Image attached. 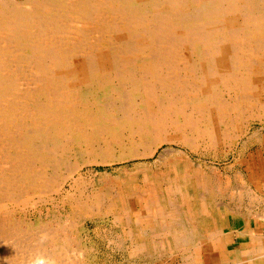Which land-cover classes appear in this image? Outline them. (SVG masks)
I'll return each mask as SVG.
<instances>
[{
	"label": "rangeland",
	"instance_id": "obj_1",
	"mask_svg": "<svg viewBox=\"0 0 264 264\" xmlns=\"http://www.w3.org/2000/svg\"><path fill=\"white\" fill-rule=\"evenodd\" d=\"M128 1L133 8L149 15L164 12L170 22L179 24L170 13L172 9L166 0L154 3ZM185 1L188 3L180 9L193 13V0ZM233 1L245 5L257 16L251 21L238 16L233 23L242 27V33L251 37L253 45L256 39L264 43V0H257L260 3L250 0L254 6H248L249 0ZM50 2L57 3V10L48 9L51 13L47 16L51 15L48 18L53 21L45 33L48 37L40 36L42 31L37 23L21 28L17 31L19 37L11 41L7 36L11 33L0 28V107H8V110H0V174L5 173L8 179L14 180L23 172L7 171V166L14 161L22 162V165L27 161L32 165L26 172L28 175L34 176L35 170L42 169L49 181L45 188L41 185L29 187L30 194L24 201L7 199L3 208L14 213H11L13 219L23 222L32 236L47 234L45 240L48 239V243L43 250L60 251L58 256L63 264H232L236 259L223 260L229 259L222 253L228 237L227 234L218 235L223 232L218 227L225 226V232L229 225L239 226L240 223L250 222L264 227V89L243 98L239 89L231 86L237 84L235 79L221 80L215 90L216 98L228 105L223 116L212 114L206 108L210 100L199 85L203 72L196 73L191 64L197 61L199 65L196 67H205L210 56L207 51L213 54L216 43L202 45V50H199L201 45L182 49V59H178L175 66L181 76H174L187 78L190 82H178L175 78H167V73H163L164 76L159 74L148 51L127 49L124 42L130 40L134 28L119 12L109 7L107 18L113 25L105 26L85 22L84 8L80 4L70 1L74 10L68 1ZM224 5L228 7L229 4L225 2ZM205 21L206 27L214 28L218 36H227L229 27L223 15ZM54 36L61 53L60 59L46 58L49 70L55 73L49 76L40 69L41 66L35 65V61L46 57L42 44L46 40L51 43ZM33 37L38 47L30 46ZM37 39H41V44ZM260 49L264 48L252 51L251 57L264 72V52ZM161 68L171 69L167 63ZM119 70H124L126 76H118ZM159 85H167L169 90L157 89L155 94L147 89V86L155 89ZM176 87L180 96L171 91ZM56 89L62 91L64 100L56 99ZM159 97L167 103L168 116L163 123L140 125L129 119L127 101L134 105V112L156 113ZM190 117L198 119L199 125L190 124ZM182 135L188 142L180 140ZM166 136L172 139L166 140ZM214 173H219L218 177ZM218 185L222 187L220 190ZM249 195L251 197L247 199ZM73 236L76 238H71ZM18 239L22 240V236ZM72 249L71 254L69 250ZM20 252L19 248L12 260L24 264L25 257ZM239 264L247 262L240 261Z\"/></svg>",
	"mask_w": 264,
	"mask_h": 264
},
{
	"label": "bare ground",
	"instance_id": "obj_2",
	"mask_svg": "<svg viewBox=\"0 0 264 264\" xmlns=\"http://www.w3.org/2000/svg\"><path fill=\"white\" fill-rule=\"evenodd\" d=\"M50 1H57V0H0V28L4 31H7L11 34L7 35L8 38L11 40H16L19 36L18 32L21 28L31 24V23H37V26H39V30L42 31L40 33L41 37H48V34H45L52 24L53 21L51 19L49 20L48 14L51 13L48 9L51 8L52 10H57L56 4H54ZM68 3L72 6L74 9L73 3L70 1L82 5L84 8V19L87 23H95V24H102L105 26H112L113 22L107 18V12L109 11V7L116 12H119L123 15L125 20L132 26L134 29V33L131 36L130 40L127 39V41L124 42L127 46V49L134 50V49H141L145 52L148 51V53L151 55V59L153 60L154 64L158 68L159 74L164 76L166 73L167 78H175L180 81H185L189 83L190 81L187 78L179 79L178 77L181 76L177 71L175 70L176 62L178 59H182V49H192L196 48L197 45H201V48L199 50H202V45L206 46L209 43H216L215 50H213V54H211V51L207 53L210 54L209 58H207V63L204 67H196L198 66V62H192L191 68L195 70L197 73L198 71L203 72L200 74L202 77V80H200V88L202 90V93L210 100L208 103L207 111L213 114V112L217 113L220 116H223L226 112V107L228 104H225V102L220 103L216 98L215 90L219 85V82L221 80L228 82L230 79H235L237 81V84H232L231 86L235 89H239V93L243 98L250 97L253 94H256L258 91H261L264 89V72L261 67L257 66L255 61L251 57V52L256 51L259 48H264V43L256 39L255 45H253V42L251 40V37L249 35H246L242 33L241 26L235 25L234 19L238 16H243L246 18H249L250 21L252 20V17H257L255 14H252V11H250L245 5L243 4H235L233 0H198L195 2L194 0L191 1L193 5L195 6L193 13H187L180 9V7L185 6L186 3H188L185 0H166L172 11L170 12L173 14L178 20L179 24H174L168 20V17L166 14L158 12L152 15L146 14L145 12H141L138 9H135L131 6L130 2L127 0H59L60 3ZM111 2V5L109 2ZM157 0H146L145 2L148 3H154ZM227 2L229 5L228 7H224V3ZM258 2L257 0H254V3ZM117 3L118 5H114ZM260 3V2H258ZM54 5V7H52ZM264 5V4H263ZM137 6V5H136ZM248 6H254L249 0ZM64 7V6H63ZM62 7V8H63ZM147 7V6H146ZM255 7H257L255 5ZM260 7V5H259ZM194 8V7H193ZM72 9V10H73ZM140 9V8H139ZM70 10V11H72ZM75 10V9H74ZM64 11V10H63ZM163 11V10H162ZM177 13V15L175 14ZM190 12V11H189ZM254 12V11H253ZM57 14V13H56ZM58 15V14H57ZM82 15V16H83ZM223 15L225 19L227 20L229 31L227 32L226 37L218 36L216 33V30L214 28H211V26L206 27V19L208 21L212 20L214 16ZM61 17V16H59ZM65 18V17H64ZM69 18V17H67ZM217 18V17H216ZM261 18V17H260ZM66 19V18H65ZM247 19V20H249ZM215 20V19H214ZM221 20V19H220ZM245 20V19H244ZM218 21V20H217ZM255 21V20H253ZM252 21V23H253ZM56 22V21H55ZM121 22V21H120ZM225 22V21H224ZM243 22V21H242ZM61 23V22H60ZM247 23V22H246ZM62 24V23H61ZM72 25V24H71ZM69 25V27L71 26ZM183 25V26H182ZM52 26V25H51ZM219 26V25H217ZM247 26V25H246ZM59 27V26H58ZM72 27V26H71ZM74 27V26H73ZM221 27V26H220ZM216 28V27H215ZM33 29V28H32ZM25 30V29H24ZM22 30V31H24ZM54 30V29H53ZM52 31V30H51ZM35 32V31H34ZM89 33V32H87ZM246 33V32H245ZM69 34V33H68ZM32 35V33H31ZM47 35V36H46ZM73 35V33H72ZM85 35V34H84ZM89 35V34H88ZM36 36V35H35ZM57 36V35H56ZM56 36H54V40L51 43H48L47 40L45 44H42L44 46L43 50L46 55L43 59L36 60V66L40 67L45 73H47L49 76H54L55 73L49 70L46 58H55L60 59V46L57 45V39ZM87 36V35H86ZM218 36L216 39L214 37ZM51 37V36H50ZM62 37V36H61ZM69 37V36H68ZM30 38V37H29ZM36 38V37H35ZM214 38V39H213ZM34 37L31 39L30 46L31 47H38L37 43H34L33 41ZM7 40V39H6ZM41 39H37V42L41 44ZM44 40V39H43ZM59 40V39H58ZM65 40V39H64ZM215 40V41H214ZM78 42V41H77ZM82 42V41H81ZM8 43V41H7ZM10 43V42H9ZM48 43V44H47ZM223 44V45H222ZM81 45V44H80ZM67 46V45H66ZM65 46V47H66ZM71 46V45H70ZM84 46V45H83ZM7 47V46H6ZM10 48V47H9ZM14 48V47H13ZM209 48V47H208ZM36 51V50H35ZM65 51V50H64ZM63 51V52H64ZM260 52H264V49H260ZM1 53V51H0ZM77 53V51H76ZM228 53V54H227ZM2 54V53H1ZM71 55V54H70ZM83 55V54H82ZM36 56V54H35ZM222 56V57H221ZM264 56V55H263ZM29 60V59H28ZM63 60V59H62ZM50 61V60H49ZM200 61V60H199ZM31 62V60H30ZM61 62V60H60ZM150 63V62H149ZM164 63H167L168 66H170L171 69L165 70L164 68H161ZM28 64V63H27ZM61 64V63H60ZM153 64V65H154ZM66 65V64H65ZM263 65V64H262ZM264 66V65H263ZM152 67V66H151ZM167 68V67H166ZM74 69V68H73ZM122 69V68H121ZM164 69V70H163ZM29 71V70H28ZM70 73L71 70L69 69ZM108 73V72H107ZM165 73V74H163ZM21 74V73H20ZM81 74V73H80ZM72 75V73H71ZM117 75L120 77L126 76L124 73V70H119L117 72ZM178 76L177 78L175 76ZM113 76V75H112ZM111 76V77H112ZM23 78V77H22ZM68 78V77H67ZM95 78V77H94ZM127 78V77H126ZM89 79V78H88ZM112 79V78H111ZM135 79V76H134ZM3 81V80H2ZM45 81V80H44ZM138 82V81H137ZM39 83V82H38ZM37 83V84H38ZM111 85V84H109ZM115 85V84H114ZM195 85V83H194ZM66 86V84H65ZM73 86V85H72ZM119 87V86H118ZM105 88V87H104ZM95 89H97L95 87ZM150 92L157 94L158 91L161 90L167 91L168 86L167 85H159V88H153V86L148 87ZM178 87L171 89L172 92H176L177 96H180V93L178 91ZM11 90V88H10ZM169 90V89H168ZM232 90V89H230ZM218 91V90H217ZM21 92V91H20ZM109 92V91H108ZM160 92V95L161 93ZM1 93V91H0ZM174 95V94H173ZM187 95V94H186ZM176 96V97H177ZM55 97L57 100H64L63 93L60 89L55 90ZM193 97V96H192ZM179 99V98H178ZM230 100V99H229ZM251 101V100H250ZM158 112L156 113H150L149 111H141V112H134V105L130 102L127 103L126 109H128V117L130 120H133L135 122H139V124H147V123H156L157 125L164 122V118L168 116V110L167 109V103H165V100L161 99V97L158 98ZM243 103V102H242ZM124 105V104H123ZM143 105V104H142ZM45 106V105H44ZM125 106V105H124ZM43 107V106H42ZM8 110V107L1 106L0 110ZM84 110V109H83ZM123 110V109H122ZM121 111V110H120ZM134 113H130V112ZM263 111V110H262ZM7 112V111H6ZM18 113V112H17ZM20 113V112H19ZM45 113V112H44ZM264 113V112H263ZM39 114V113H38ZM211 114V115H212ZM2 115V114H1ZM11 115V114H10ZM17 115V114H16ZM44 115V114H43ZM87 115V113H86ZM191 113L188 114L190 116ZM27 116V115H26ZM23 117V116H22ZM43 117V116H42ZM194 117V116H193ZM253 117V116H252ZM11 118V117H10ZM15 118V117H14ZM71 118V117H70ZM12 119V118H11ZM38 119V118H37ZM191 123L194 126L199 125V120L191 118ZM249 119V118H248ZM75 121V120H74ZM214 121V120H213ZM18 122V121H17ZM60 122V121H59ZM132 122V121H131ZM186 122V121H185ZM13 123V122H12ZM15 123V122H14ZM187 123V122H186ZM247 124V123H246ZM193 125H191L193 127ZM76 126V125H75ZM189 128V127H188ZM9 129V128H8ZM16 129V128H15ZM58 129V126H57ZM76 129V128H75ZM216 129V128H215ZM13 130V129H12ZM28 130V128H27ZM35 131V130H34ZM76 131V130H75ZM86 132V131H85ZM246 132V131H245ZM30 133V132H29ZM181 133V132H180ZM235 133V132H234ZM15 135V134H14ZM131 135V134H129ZM128 135V136H129ZM173 135V134H171ZM258 135V134H257ZM132 136V135H131ZM183 136V135H182ZM10 137V136H9ZM167 137V136H166ZM191 137V136H190ZM30 138V137H29ZM73 138V137H72ZM217 138V137H216ZM150 139V138H149ZM152 139V138H151ZM171 140L172 137L169 136L166 138V140ZM181 141H186L185 136H183ZM221 140V139H220ZM22 141V140H21ZM33 141V140H32ZM153 141V140H151ZM216 141V140H215ZM20 142V141H19ZM35 142V141H34ZM214 142V140H213ZM150 143V142H149ZM155 143V142H154ZM69 144V143H68ZM15 145V144H14ZM23 145V144H22ZM20 145V146H22ZM35 145V144H32ZM47 145V144H46ZM71 145V144H70ZM153 145V144H152ZM16 146V145H15ZM41 146V145H40ZM56 147V146H55ZM67 147V146H66ZM153 147V146H152ZM151 147V149H152ZM68 148V147H67ZM188 149V148H187ZM170 150V149H169ZM225 150V149H224ZM228 150V149H227ZM149 151V150H147ZM165 151L168 150L166 149ZM178 152V151H177ZM238 152V151H237ZM150 153V152H149ZM148 153V154H149ZM164 153V152H163ZM162 153V154H163ZM173 153V152H171ZM230 153V152H229ZM24 154V153H23ZM21 154V155H23ZM29 154V153H28ZM37 154V153H36ZM40 154V153H39ZM226 154V153H225ZM44 156V154H42ZM168 155V154H167ZM228 155V154H227ZM230 155V154H229ZM1 156V155H0ZM75 156V155H74ZM147 156V155H146ZM169 156V155H168ZM105 157V156H104ZM164 157V156H162ZM170 157H173L172 154ZM3 158V157H2ZM133 158V157H132ZM158 158V157H157ZM234 158V157H233ZM54 159V158H53ZM64 159V158H63ZM98 159V158H97ZM135 159V158H134ZM166 159V158H164ZM32 160V159H31ZM55 160V159H54ZM65 160V159H64ZM102 160V159H101ZM111 160V159H110ZM128 160V159H127ZM130 160V159H129ZM160 160V159H159ZM162 160V159H161ZM4 161V160H3ZM115 161V160H114ZM9 162V161H8ZM10 163L9 166H7V171H20L23 172L20 176H16V178L8 179L4 173L0 174V264H17L15 261L12 260L14 256L17 254V250L20 248L21 252L23 253V257H25L24 264H63V261L59 259V253L60 251L53 250L52 252H47L43 250L44 246L47 247L46 243H48V239H46L47 234L43 235V237H36L35 235L29 234L28 227L25 226V224L21 221H17L13 219L12 212L10 210L4 209L3 206H5V201L7 199H11L13 201L17 200H26V197L28 194H30L29 187L33 188L35 185L41 187H47L49 184V181L46 177H44L43 170L37 169L34 171L35 175L31 176L28 175L26 172L29 169V166H32L29 164V162L24 161L23 165L22 162L19 163ZM145 162V161H144ZM155 162V161H154ZM159 162V161H158ZM176 162V161H175ZM101 163V162H100ZM110 163V162H109ZM111 164V163H110ZM144 165V164H143ZM188 165V164H187ZM207 165V164H206ZM211 166V165H210ZM24 167V168H23ZM82 167V166H81ZM189 168V167H188ZM213 168V167H212ZM234 168V167H233ZM244 168V167H243ZM58 169V168H57ZM31 170V167L30 169ZM73 170V169H72ZM75 170V169H74ZM217 169H215L216 171ZM237 170V169H235ZM245 170V169H244ZM247 170V169H246ZM58 171V170H57ZM212 171V170H211ZM192 172V171H191ZM217 172V171H216ZM237 172V171H236ZM235 172V173H236ZM2 173V171H1ZM211 173V172H210ZM240 173V172H239ZM59 174V173H58ZM57 174V176H58ZM213 174V173H212ZM216 174V173H214ZM223 174V173H222ZM241 174V173H240ZM219 173L216 174L218 177ZM76 176V175H75ZM213 176V175H212ZM226 176V175H225ZM224 176V177H225ZM228 176V175H227ZM235 176V175H234ZM77 177V176H76ZM80 177V175L78 176ZM230 177V176H229ZM244 177V176H243ZM215 177H213L214 179ZM220 178V177H219ZM217 178V179H219ZM223 178V177H222ZM238 178V177H237ZM246 178V177H245ZM212 179V180H213ZM243 179V178H242ZM260 179V178H259ZM54 180V179H52ZM85 180V179H84ZM83 180V181H84ZM87 180V179H86ZM85 180V181H86ZM209 180V179H208ZM229 180V179H228ZM231 180V178H230ZM238 180V179H237ZM241 180V179H239ZM249 180V179H248ZM89 181V180H88ZM97 181V180H96ZM181 181V180H180ZM223 181V179L221 180ZM220 181V182H221ZM246 181V180H245ZM74 182V181H73ZM79 183V181H77ZM76 182V184H77ZM87 182V181H86ZM186 182V181H185ZM191 182V181H190ZM75 183V182H74ZM81 183V182H80ZM79 183V184H80ZM183 183V182H181ZM193 183V182H192ZM212 183V181H211ZM217 183V182H216ZM219 183V182H218ZM249 183V182H248ZM52 184V183H51ZM50 184V185H51ZM84 184V183H83ZM224 184V183H222ZM232 184V183H231ZM73 185V184H72ZM93 185V184H92ZM185 185V184H184ZM211 185V184H210ZM217 185V184H216ZM220 185V184H219ZM218 185V186H219ZM228 185V184H227ZM247 185V184H246ZM251 185V184H250ZM86 186V185H84ZM157 186V185H155ZM160 186V185H159ZM186 186V185H185ZM184 186V188H185ZM215 186V185H213ZM222 186V185H220ZM218 190H220V187ZM234 186V183L233 185ZM237 186V185H236ZM235 186V187H236ZM241 186V185H239ZM54 187V186H53ZM92 187V186H91ZM95 187V186H94ZM201 187V186H200ZM242 187V186H241ZM246 187V186H245ZM242 187V188H245ZM75 188V186H74ZM79 188V186H78ZM83 188V187H82ZM86 188V187H85ZM84 188V190H85ZM205 188V187H204ZM225 188V187H224ZM227 188V187H226ZM239 188V187H238ZM251 188V187H250ZM110 189V188H109ZM112 189V188H111ZM116 189V188H115ZM114 189V190H115ZM121 189V188H120ZM187 189V188H186ZM207 189V188H206ZM211 189V188H210ZM185 190V189H183ZM214 190V188H213ZM223 190V189H222ZM227 190V189H226ZM225 190V191H226ZM239 190V189H238ZM243 190V189H242ZM246 190V189H245ZM156 191V190H155ZM165 191V190H164ZM187 191V190H186ZM192 191V190H191ZM240 191V190H239ZM256 191V190H255ZM262 191V190H261ZM43 192V190H42ZM74 192V191H73ZM119 192V191H118ZM188 192V191H187ZM216 192V191H215ZM213 192V193H215ZM235 192V191H234ZM115 193V192H114ZM183 193V192H182ZM262 193V192H260ZM264 193V192H263ZM262 193V194H263ZM70 194V193H69ZM72 194V193H71ZM76 193L74 192V195ZM83 194V193H82ZM85 194V193H84ZM187 194V193H186ZM195 194V193H194ZM217 194V193H216ZM225 194V193H224ZM234 194V193H232ZM246 194V192H245ZM250 193H247L248 195ZM73 195V196H74ZM79 195V194H78ZM91 194H89L90 196ZM197 195V194H196ZM219 195V194H218ZM217 195V196H218ZM228 195V194H226ZM258 196V194H256ZM260 195V194H259ZM81 196V193H80ZM209 196V195H207ZM223 196V194H222ZM230 196V195H228ZM227 196V197H228ZM98 197V196H97ZM113 197V196H112ZM213 197V196H212ZM238 197V196H237ZM251 196L249 195L248 198ZM67 198V197H66ZM78 198V197H77ZM91 198V197H90ZM110 198V197H109ZM189 198V197H188ZM236 198V197H235ZM245 198V197H244ZM261 198V196H260ZM258 198V199H260ZM180 199V198H179ZM195 199V198H192ZM191 199V200H192ZM207 199V198H206ZM211 199V198H210ZM224 199V198H223ZM234 199V198H233ZM242 199V198H241ZM263 199V198H262ZM34 200V199H33ZM69 200V199H68ZM78 200V199H77ZM92 199L91 201H93ZM172 200V199H171ZM181 200V199H180ZM183 200V199H182ZM181 200V201H182ZM216 200V199H215ZM225 200V199H224ZM236 200V199H235ZM70 201V200H69ZM76 200H73V202ZM82 201V200H81ZM86 201V199H85ZM90 201V200H89ZM106 201V200H105ZM104 201V203H105ZM109 201V200H108ZM175 201V199H174ZM184 201V200H183ZM231 201V200H230ZM239 202V200H237ZM244 201V200H243ZM250 201V200H249ZM10 202V201H9ZM32 202V201H30ZM36 202V201H35ZM33 202V204H35ZM45 202V201H44ZM72 202V201H71ZM72 202V203H73ZM167 202V201H166ZM176 202V201H175ZM215 202V201H214ZM242 202V201H241ZM240 202V203H241ZM245 202V201H244ZM56 203V202H55ZM112 203V202H111ZM155 203V202H154ZM160 203V202H159ZM191 203V202H190ZM222 203V202H221ZM228 203V202H226ZM251 203V202H250ZM253 203V202H252ZM20 204V203H19ZM93 204V203H88ZM109 204V203H108ZM122 204V202H121ZM180 204V203H179ZM223 204V203H222ZM232 204V203H231ZM237 204V203H236ZM244 204V203H243ZM246 204V203H245ZM262 204V203H261ZM260 204V205H261ZM25 205V204H24ZM23 205V206H24ZM76 205V204H75ZM94 205H96L94 203ZM155 205V204H154ZM162 205V204H161ZM193 207V204H191ZM195 205V204H194ZM235 205V204H233ZM241 205V204H240ZM79 206V205H78ZM84 206V205H83ZM97 206V205H96ZM152 206V205H150ZM149 206V207H150ZM158 206V205H157ZM156 206V208H157ZM160 206V205H159ZM177 206V205H176ZM183 206V205H181ZM222 206V205H221ZM244 206V205H243ZM93 207V206H91ZM117 207V206H116ZM164 207V205H163ZM166 207V206H165ZM185 207V206H184ZM220 207V206H219ZM231 207V206H230ZM235 207V206H234ZM253 207V206H252ZM251 207V208H252ZM260 207V206H259ZM75 208H77L75 206ZM88 208V207H87ZM109 208V207H108ZM130 208V207H129ZM186 208V207H185ZM216 208V207H215ZM222 208V207H221ZM242 208V206L240 207ZM239 208V209H240ZM247 209L248 207L245 206ZM257 208V207H256ZM255 208V209H256ZM261 208V207H260ZM110 209V208H109ZM113 209V208H111ZM179 209V208H178ZM194 209V208H193ZM233 209V207H232ZM238 209V208H237ZM79 210V207H78ZM98 210V209H97ZM236 210V209H235ZM258 210V209H257ZM87 212V209H85ZM91 211V210H90ZM106 211V210H105ZM123 211V210H122ZM153 211V210H152ZM158 211V210H156ZM176 211V210H175ZM199 211V210H197ZM215 211V210H214ZM253 211V210H252ZM14 212V211H13ZM94 212V211H92ZM161 212V210H160ZM178 212V211H177ZM247 212V210H246ZM251 212V211H250ZM256 212V211H255ZM12 213V214H11ZM73 213V212H72ZM91 213V212H90ZM100 214V212H98ZM104 213V210H103ZM109 213V212H107ZM113 213V212H112ZM115 213V212H114ZM117 213V212H116ZM125 213V212H124ZM168 213V212H167ZM258 213V212H257ZM260 213V212H259ZM262 213V209H261ZM83 214V213H82ZM161 214V213H160ZM213 215V213L211 212ZM245 214V213H244ZM253 214V213H252ZM263 214V213H262ZM261 214V215H262ZM74 215V214H73ZM89 215V214H88ZM116 215V214H115ZM114 215V216H115ZM119 215V214H118ZM151 215V214H150ZM158 215V214H157ZM163 215V214H162ZM171 215V214H169ZM247 215V214H246ZM259 215V214H258ZM16 216V215H15ZM14 216V217H15ZM103 216V215H102ZM113 216V217H114ZM153 216V215H152ZM156 216V215H155ZM166 216V215H165ZM206 216V215H205ZM71 217V216H70ZM157 217V216H156ZM180 217V216H179ZM182 217V216H181ZM203 217V215H201ZM217 217V216H216ZM258 217V216H257ZM25 218V217H24ZM23 218V220H24ZM119 218V216H117ZM172 218V217H171ZM204 218V217H203ZM211 218V217H210ZM239 218V217H238ZM20 219V218H19ZM126 219V218H125ZM131 220V218H129ZM156 219V218H155ZM158 219V218H157ZM189 219V218H188ZM198 219V218H197ZM214 219V218H212ZM80 220V219H79ZM119 220V219H118ZM211 220V219H210ZM218 220V219H217ZM259 220V219H258ZM81 221V220H80ZM127 221V220H126ZM63 222V221H62ZM65 222V221H64ZM69 222H72L71 220ZM103 222V221H102ZM164 222V221H163ZM199 222V220H198ZM210 222V221H209ZM168 223V221H167ZM207 223V222H206ZM211 223V222H210ZM146 224V223H145ZM194 224V223H193ZM200 224V223H199ZM201 224H204L202 222ZM46 225V224H45ZM64 225V224H62ZM61 225V226H62ZM72 225V224H71ZM74 225V224H73ZM77 225V222H76ZM187 225V224H186ZM237 225V224H236ZM66 226V223H65ZM195 226V225H194ZM205 226V225H204ZM262 226V225H261ZM67 227V226H66ZM65 227V228H66ZM74 227V226H73ZM193 227V226H191ZM241 227V226H240ZM252 227V226H251ZM255 227V226H254ZM35 228V227H34ZM40 228V226H39ZM76 228V227H74ZM181 228V227H180ZM119 229V228H118ZM256 229V228H255ZM34 230H37L36 228ZM42 228L40 229V231ZM61 230V229H60ZM71 230V229H70ZM155 230V229H154ZM205 230V228L203 229ZM238 230V229H237ZM39 231V229H38ZM54 231V230H53ZM62 231V230H61ZM64 231V230H63ZM206 231V230H205ZM37 232V231H36ZM47 232V231H45ZM57 232V231H56ZM72 232V231H71ZM70 232V233H71ZM143 232V231H142ZM172 232V231H171ZM231 232V231H230ZM235 232V231H234ZM256 232V231H255ZM68 233V231H67ZM38 234V233H37ZM42 234V233H41ZM53 234V233H52ZM59 234V233H58ZM109 234V233H108ZM138 234V233H137ZM201 234V233H200ZM75 235V234H74ZM111 235V234H110ZM166 235V234H165ZM168 235V234H167ZM22 236V240L18 239ZM39 236H42L39 234ZM49 236V235H48ZM55 236V235H54ZM69 236V235H68ZM101 236V235H100ZM105 236V235H104ZM147 236V235H146ZM161 236V235H160ZM66 237V236H65ZM75 236L71 237L74 238ZM107 237H109L107 235ZM113 237V236H112ZM167 237V236H166ZM189 237V236H188ZM210 237V236H209ZM68 239V237H66ZM76 238V237H75ZM111 238V236H110ZM121 238V237H120ZM146 238V237H145ZM206 238V237H205ZM213 238V237H212ZM18 239V240H17ZM54 239V238H51ZM70 239V238H69ZM117 239V238H115ZM162 239V238H161ZM211 239V238H210ZM20 240V241H19ZM77 239H75L76 241ZM114 240V239H113ZM119 240V239H118ZM124 240V239H123ZM145 240V239H144ZM235 240V239H234ZM47 241V242H46ZM53 241V240H52ZM56 241V240H55ZM65 241V240H64ZM171 241V240H170ZM202 241V240H201ZM200 241V242H201ZM215 241V239H214ZM50 242V241H49ZM79 242V239L77 243ZM113 242V241H112ZM203 242V241H202ZM205 242V241H204ZM208 242V241H207ZM51 243V242H50ZM73 243V242H72ZM119 243V242H118ZM54 245V243H52ZM65 244V243H64ZM71 244V243H70ZM117 244V240H116ZM125 244V243H124ZM157 244V243H156ZM241 244V243H240ZM250 244V243H249ZM57 245V244H56ZM166 245V244H165ZM55 246V245H54ZM77 246V245H76ZM116 246V245H115ZM118 246V245H117ZM120 246H122L120 244ZM208 246V245H207ZM57 247V246H56ZM62 247V245H61ZM157 247V246H156ZM155 247V248H156ZM172 247V245H171ZM174 247V246H173ZM194 247V246H192ZM51 248V247H50ZM65 248V247H64ZM67 248V247H66ZM72 248V247H71ZM78 248V247H77ZM75 248V249H77ZM120 248V247H119ZM161 248V247H160ZM53 249V248H52ZM58 249V248H57ZM82 250V248H80ZM186 249V248H185ZM224 249V248H223ZM121 250V249H120ZM133 250V249H132ZM175 250V249H174ZM173 250V251H174ZM180 250V249H179ZM68 251V250H67ZM72 250H69V253L72 254ZM76 251V250H74ZM90 251V250H89ZM168 251V250H167ZM178 251V250H177ZM182 251V250H181ZM62 252V251H61ZM78 252V250H77ZM138 252V251H137ZM184 252V249H183ZM19 253V252H18ZM64 253V251H63ZM67 253V252H66ZM64 253V254H66ZM155 253V252H154ZM159 253V252H157ZM243 253V252H242ZM258 252H256L257 254ZM167 254V253H166ZM185 254V253H184ZM183 254V255H184ZM230 254V252H229ZM233 254V253H232ZM239 254V253H238ZM254 254V253H253ZM255 254V255H256ZM259 254V253H258ZM19 255V254H18ZM69 255V254H68ZM79 255V253H78ZM123 255V254H122ZM157 255V254H156ZM171 255V254H169ZM186 255V254H185ZM184 255V256H185ZM191 255V254H190ZM206 255V254H205ZM249 255V254H248ZM263 255V254H262ZM64 256V255H63ZM62 255L60 257H63ZM70 256V255H69ZM84 256V255H83ZM92 256V255H91ZM148 256V255H147ZM154 256V255H153ZM158 256V255H157ZM155 256L156 258H158ZM162 256V255H161ZM166 256V255H165ZM16 257V256H15ZM67 256H65L66 258ZM81 257V256H80ZM152 257V255H151ZM167 257V256H166ZM179 257V256H176ZM182 257V256H181ZM64 258V257H63ZM84 258V257H83ZM81 258V259H83ZM86 258V257H85ZM136 258V257H135ZM164 258V256H163ZM184 258V257H183ZM189 258V257H188ZM211 258V257H210ZM247 258V256H246ZM17 259V258H16ZM71 258H69L70 261ZM77 259L78 256H77ZM80 259V260H81ZM132 259V258H131ZM150 259V258H149ZM161 259V258H160ZM217 259V258H216ZM215 259V261H216ZM65 260V259H64ZM73 260V259H72ZM76 260V259H74ZM151 260V259H150ZM169 260V259H168ZM178 260V259H177ZM181 260V259H180ZM185 260V259H184ZM190 260V259H189ZM193 260V257H192ZM204 260V259H203ZM211 260V259H210ZM256 260V259H255ZM13 261V262H12ZM176 261V260H175ZM202 261V260H201ZM214 261V262H215ZM219 261V260H218ZM260 261V260H259ZM67 262V261H66ZM75 262V261H74ZM190 262V261H189ZM188 262V263H189ZM242 262V261H241ZM65 263V261H64ZM154 263V262H153ZM152 263V264H153ZM212 263V262H211ZM70 264V263H66ZM76 264V263H75ZM157 264V263H154ZM179 264V263H178ZM184 264V263H183ZM198 264V263H197ZM204 264V263H203ZM216 264V263H215Z\"/></svg>",
	"mask_w": 264,
	"mask_h": 264
},
{
	"label": "crops",
	"instance_id": "obj_3",
	"mask_svg": "<svg viewBox=\"0 0 264 264\" xmlns=\"http://www.w3.org/2000/svg\"><path fill=\"white\" fill-rule=\"evenodd\" d=\"M231 226L229 225L230 228L227 232H225V226L218 227V229L223 230L222 234L218 235L226 236L227 234L228 237L227 243L226 240L224 241L225 245L223 247L224 249L222 248V253L226 254L229 259L223 260L236 259L232 260V264H239L240 261H246L247 264H264V227L262 228L261 225H253L250 222L240 223L239 226ZM256 252L259 254H256ZM229 255H234V257L231 258Z\"/></svg>",
	"mask_w": 264,
	"mask_h": 264
}]
</instances>
